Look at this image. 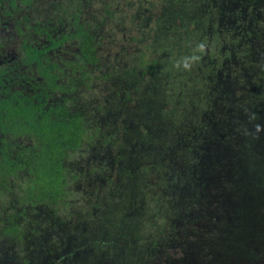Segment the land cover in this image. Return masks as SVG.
I'll return each instance as SVG.
<instances>
[{
  "label": "rangeland",
  "instance_id": "1",
  "mask_svg": "<svg viewBox=\"0 0 264 264\" xmlns=\"http://www.w3.org/2000/svg\"><path fill=\"white\" fill-rule=\"evenodd\" d=\"M81 2L97 63L68 93L87 120L71 194L22 214L0 198V264H264V191L245 186L234 149L264 74V0Z\"/></svg>",
  "mask_w": 264,
  "mask_h": 264
},
{
  "label": "trees",
  "instance_id": "2",
  "mask_svg": "<svg viewBox=\"0 0 264 264\" xmlns=\"http://www.w3.org/2000/svg\"><path fill=\"white\" fill-rule=\"evenodd\" d=\"M31 3L32 0H0V198L5 196L11 206H20L21 214L38 209L55 211L70 196L71 170L67 161L86 140L87 120L71 103L74 95L68 93L73 86L76 90L73 72L87 76L97 63L92 30L80 16L81 0H55L57 14H41L39 18L28 11ZM248 3L251 7L253 0ZM188 12L184 18L191 16ZM70 18L71 28L57 32ZM5 38H16L20 44L17 60L24 65L23 73H17V65L6 64L8 57H2ZM39 38L49 41L50 46H75L76 59L65 61L66 73L71 69L69 74H61L63 68L57 57ZM259 77L260 80L252 78L247 86L249 114L244 121L248 119L253 124L240 133L234 149L240 157L237 160L244 179L248 180L245 186L254 184L264 191V158L254 125L255 119L263 122L262 115L254 109L264 114V74ZM20 78L23 84L32 81V90L17 89L14 84ZM54 95L59 97L53 99ZM8 219L9 233L15 230L16 223Z\"/></svg>",
  "mask_w": 264,
  "mask_h": 264
},
{
  "label": "flooded vegetation",
  "instance_id": "3",
  "mask_svg": "<svg viewBox=\"0 0 264 264\" xmlns=\"http://www.w3.org/2000/svg\"><path fill=\"white\" fill-rule=\"evenodd\" d=\"M55 6H56V4H55ZM55 6H54V9L53 10L48 11V12L49 13L53 12V13L57 14V8H55ZM62 19L64 20V17ZM52 23H50V24H52ZM56 25L59 26L60 24L57 23ZM70 28H71V18L67 22L64 21L63 22V26L62 27H59L58 30H57V32L65 31V30L70 29ZM39 39H40L41 42H44L46 46L49 47V52L52 53V56L57 57V63H58V65L63 68L61 74L63 72H66V70L68 69V65L66 66V63H65V61H67V59L65 58V52L67 51L66 48L68 47L67 43H65L63 45L50 46L49 45V41L44 40L43 38H39ZM19 46H20V44H19ZM2 52L4 53L2 55L3 58L8 57L7 60H6V62H7L6 64H8V65H14V64H16L17 65L16 72L17 73H23L24 65H22V63L19 60H17L19 58V56H20L19 52L17 53V52L12 51L8 47V45L3 46ZM54 52H56V53H54ZM2 62H3V59H0V63H2ZM70 71H71V69H69V72ZM69 72L67 74H69ZM33 74H35V71L33 72ZM64 77L65 76H63V78ZM30 82H32V81H30ZM30 82H25V84H23V78H20L19 79V82L18 83H15L14 85L16 86L17 89H21V90H23V89H25V90H32V88L30 86ZM58 97H59L58 95H54L53 99H57Z\"/></svg>",
  "mask_w": 264,
  "mask_h": 264
}]
</instances>
